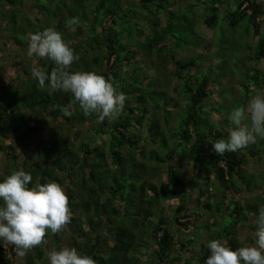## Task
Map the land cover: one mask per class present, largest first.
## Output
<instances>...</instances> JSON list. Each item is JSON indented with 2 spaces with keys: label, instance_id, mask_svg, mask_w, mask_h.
I'll list each match as a JSON object with an SVG mask.
<instances>
[{
  "label": "trees",
  "instance_id": "16d2710c",
  "mask_svg": "<svg viewBox=\"0 0 264 264\" xmlns=\"http://www.w3.org/2000/svg\"><path fill=\"white\" fill-rule=\"evenodd\" d=\"M3 1V44L27 50L30 34L53 27L80 57L73 71L109 77L128 98L118 119L98 123L71 93L38 87L32 68L55 65L37 57L0 84V182L24 169L33 177L29 187L55 181L69 198L73 218L65 233L48 234L52 249L64 243L96 264H205L213 239L233 250L254 243L264 208V139L222 156L213 151L232 127L227 115L214 116L223 101L217 77L233 71L210 61L222 49L221 37L214 40L217 19L229 27L245 19L244 29H252L245 55L253 63L239 69L247 79L239 84L244 93L263 90L264 0ZM73 17L80 21L74 32L66 27ZM197 21L213 33L212 42L193 41L201 47L194 55L180 40ZM145 58L163 75L138 74ZM25 77L29 89L17 96L12 91ZM70 104L73 114L64 115ZM6 248L8 254L0 246V264H14L16 251ZM21 264H49L48 253L33 248Z\"/></svg>",
  "mask_w": 264,
  "mask_h": 264
},
{
  "label": "clouds",
  "instance_id": "9594fccd",
  "mask_svg": "<svg viewBox=\"0 0 264 264\" xmlns=\"http://www.w3.org/2000/svg\"><path fill=\"white\" fill-rule=\"evenodd\" d=\"M79 23V19L73 17L66 21V27L74 32ZM27 56L55 65L50 72L41 66L32 68L38 87L71 93L85 116H95L96 121L102 123L106 119H118L124 111L128 98L117 90L111 78L97 72L72 70L80 57L53 27L29 35ZM74 110L70 104L62 111L64 115H71ZM228 120L232 127L227 137L212 143L213 151L219 156L241 151L258 137L264 139V93H256L246 104L234 106ZM32 180L31 173L19 169L0 182V246L7 251L6 245H12L19 257L46 244L49 233H65L73 218L69 198L61 184L51 181L29 187ZM253 236V244L235 250L226 242L211 240L205 264H264V208L259 210ZM48 261L49 264H96L91 256L67 246L49 251Z\"/></svg>",
  "mask_w": 264,
  "mask_h": 264
},
{
  "label": "rangeland",
  "instance_id": "374dc122",
  "mask_svg": "<svg viewBox=\"0 0 264 264\" xmlns=\"http://www.w3.org/2000/svg\"><path fill=\"white\" fill-rule=\"evenodd\" d=\"M41 1V0H40ZM161 1V4H163V2H170V0H159ZM261 1L262 0H258ZM30 1L27 2V4L23 5V8H27L30 4ZM260 2V3H261ZM0 3H4L3 0H0ZM51 4V2L48 3V6ZM7 6V9H9V6ZM205 6V10H207L206 8V4L203 5V7ZM88 6L86 5L84 9H87ZM196 9H198V7H196ZM75 10L77 12L82 11L83 8H81V6H77L75 7ZM204 10V8L202 9ZM142 20L139 21V23L142 24ZM246 20L243 19L242 21H240V23H238L235 27H229V26H225L224 24H222V20L220 18L217 19L216 21V26H215V31L214 33H216L214 40L217 41V38H220V40H222V42L219 44V46H222V49L219 52V56H217L216 58H212V60L210 61V65L215 66L216 64H220L224 62V68L227 69H232L233 72H229L227 70V72H223L222 75H218L217 77V81H218V86L217 88H219L218 91V98L220 99L221 97L223 98L221 101L222 105L218 108L219 111L214 112V116H219V115H223L225 117V115L229 116L231 109L234 106H238V105H243L242 103V95L244 94V98L245 100V104L247 103V101L249 100L250 97H252V90H248L247 93H244L245 91H243L244 88H242L239 84L242 82H247L246 78L244 79L242 75H244L243 73H239V69L241 70L242 68H245L247 65H249L250 60L247 59V56L245 55V51L247 48H245L246 43L244 41H251V33H252V29H248L245 30L244 29V25H245ZM4 23V18H2V16L0 15V33H1V29L4 28L3 24ZM213 33V31L211 29L208 28H204L202 23L200 21H197L194 24V28H193V34L191 32H186L185 31V39H188L187 41H182L180 40V44L182 43L183 46H187L186 48H190L188 50L189 53L192 54H197L200 51L201 47H198L196 45L193 44L194 40H200L199 42L203 43V42H212V37L211 36ZM137 36V35H135ZM26 38V36H25ZM181 44V45H182ZM28 47V46H27ZM175 56H180L182 53V50H176L175 52ZM190 54V55H192ZM210 54V50L208 49L206 52V55L208 56ZM206 55H204V58L206 57ZM188 56V55H187ZM29 62L30 66H33V62L35 61V57H28L27 56V50H24L23 48H15L12 47L11 44H9L8 42L6 44H3L1 42L0 39V84L2 82L5 81V78L7 76H11L14 75V69H19L21 70L23 68V65L25 64V62ZM217 62V63H216ZM253 63V61H251ZM250 62V63H251ZM259 62H256L254 64H258ZM141 65H144V67L139 68L138 66H136V72L138 74H146V75H163L162 73H158L153 69L150 68L152 67V65H150L149 61L147 60V58L143 59V62L141 63ZM259 65L264 68V62L259 63ZM148 66V68H147ZM223 66V64H222ZM128 72L127 75H131L129 74L131 70V66L127 67L126 69ZM168 69H166L167 71ZM236 71V72H234ZM147 72V73H146ZM18 75H21L20 73ZM264 75H260L259 78H263ZM160 79V78H158ZM249 80V79H248ZM173 84V82L171 81L169 86L171 87ZM249 84L250 87L253 86L254 81L253 80H249ZM29 81L25 78H23L22 83L20 84L19 88H14V91H12L15 95H19L25 92V90L29 89ZM168 89V88H167ZM1 90V89H0ZM2 91V90H1ZM264 92V88L262 90ZM261 90L258 92H262ZM257 89H256V93ZM170 93H173L170 90ZM242 97V98H241ZM24 113L26 116L30 115V112L27 109H24ZM229 121V120H228ZM223 123V127H229V124ZM214 124H216L215 126H217L219 128V123L217 121H214ZM228 130V129H227ZM48 130H44L39 131L37 133V136H42L44 135ZM65 133L67 134V132L65 131ZM64 133V134H65ZM70 136V135H69ZM31 149V147H30ZM258 160L257 157H255V161ZM256 164V162L254 163V165ZM259 164H264V158H261L259 161ZM253 166V165H252ZM251 170L255 171L257 170V168L255 166H253V168H251ZM259 173H256V177L258 176ZM191 196H194V193L190 194ZM164 202L167 203V201L165 200ZM253 221V220H251ZM240 233H242L243 230H239ZM185 233V234H184ZM190 233V231L187 229L183 230V235H188ZM200 238V237H199ZM47 243L42 245V248L44 249L45 253L47 254L49 251L52 250V247L50 245L49 242V237H46ZM239 240H242V236L239 237ZM66 245L64 243L61 244V247H65ZM16 251V249H15ZM141 259H143L144 256L139 255ZM21 257H19L17 255V258L15 260V264H21L20 262ZM36 263H39V260H37L36 258L34 259Z\"/></svg>",
  "mask_w": 264,
  "mask_h": 264
},
{
  "label": "crops",
  "instance_id": "0c3cea01",
  "mask_svg": "<svg viewBox=\"0 0 264 264\" xmlns=\"http://www.w3.org/2000/svg\"><path fill=\"white\" fill-rule=\"evenodd\" d=\"M260 66V65H259ZM261 67V66H260ZM262 93V92H261ZM22 258V257H21Z\"/></svg>",
  "mask_w": 264,
  "mask_h": 264
}]
</instances>
